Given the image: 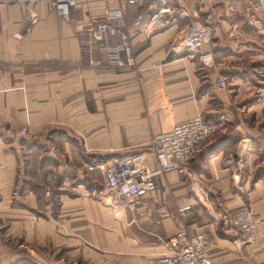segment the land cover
Instances as JSON below:
<instances>
[{"label": "crops", "instance_id": "1", "mask_svg": "<svg viewBox=\"0 0 264 264\" xmlns=\"http://www.w3.org/2000/svg\"><path fill=\"white\" fill-rule=\"evenodd\" d=\"M116 5L76 0L59 17L49 0L0 3V264L22 255L64 264L63 250L71 264H156L179 228L208 235L212 264H264V98L237 108L252 96L243 95L251 86L243 71H263L264 82V0H169L174 20L148 36L130 27L137 9L127 6L133 64L122 53L123 65H112L95 51L102 65L91 68L82 40ZM191 17L212 33L202 48L213 55L209 68L180 46ZM195 117L220 130L183 171L157 175L153 192L113 211L104 172L87 168L141 154L154 170L151 139ZM243 137L251 153L233 181L228 140ZM244 207L255 241L220 226V214Z\"/></svg>", "mask_w": 264, "mask_h": 264}, {"label": "built area", "instance_id": "2", "mask_svg": "<svg viewBox=\"0 0 264 264\" xmlns=\"http://www.w3.org/2000/svg\"><path fill=\"white\" fill-rule=\"evenodd\" d=\"M8 0H0V3ZM116 7L108 8L98 20L94 29L87 30L82 40L83 50L88 53V65L91 68L101 67L102 62L94 56V52L107 54L112 65L121 66V54L126 56L127 63L132 65L133 58L129 48V38L125 33L128 28L125 19L127 6L137 9L130 27L141 35H151L167 26L174 20L169 0H113ZM56 15L67 17L76 0H49ZM212 33L199 19H189L181 38L183 50L197 57L202 68L213 65L214 59L210 51H202L210 44ZM113 41L112 44H109ZM227 88L224 78L215 81V89L222 91ZM220 123L207 122L195 117L187 122L174 125L169 131L155 135L151 139V152L157 168L150 170L145 165L141 154L120 158L109 165H93L104 172L105 188L109 196L110 207L119 211L132 207L141 198L155 190L154 179L157 175L181 172L187 161L220 130ZM4 130V129H2ZM23 139H29L25 130L20 132ZM220 226L230 236L243 242L257 240L256 220L247 208L222 213L219 216ZM175 247L161 254L156 264H212L209 251L210 240L205 232L188 235L179 228L173 235Z\"/></svg>", "mask_w": 264, "mask_h": 264}, {"label": "rangeland", "instance_id": "3", "mask_svg": "<svg viewBox=\"0 0 264 264\" xmlns=\"http://www.w3.org/2000/svg\"><path fill=\"white\" fill-rule=\"evenodd\" d=\"M243 72L245 73L243 75V76H245V79L244 80H248L249 83H250V85H251L250 86V90L245 91L243 95L248 96L249 94H251L252 96L246 98L247 100H244L241 104H239L237 106V108L247 109L250 105H253L255 103H258L257 102L258 100L264 98V93H263V91H264V82L261 81V80H263V78L260 77V76L263 75L262 74L263 71H259V72H261V74L260 73L258 74V71H256L255 73L252 72V71H243ZM257 80L260 83H257L256 82ZM226 83H227V81H226ZM254 91H255V93H254ZM255 110H257V108ZM257 111H258L259 119L264 118V104ZM251 112H252V115L254 116V114H255L256 111H251ZM250 118H252V117H250ZM262 127H264V123H261L260 128H262ZM228 141H229L228 143L232 144V148L228 152V154L226 155V157L224 158L225 168L228 171V173H229V175H230V177H231V179L233 181L234 180L235 181H240L241 175H242V171L244 169V162H245L246 158L249 156V154L251 153L250 148L252 146V141L249 140L248 137H243V138L235 139V140L232 139V138H229ZM259 172H260V170H259ZM51 195H52V193L49 192L46 195V192H45V196L46 197H50ZM42 210L43 209H40L39 211H42ZM39 213L44 214L42 212H39ZM37 216H38V214H37ZM37 216H35V218ZM5 228H6L5 225L4 226L3 225H0V230L1 231H4ZM63 251L59 254V256L64 259V262L63 263L64 264H71L72 257H69V256H61L63 253L65 255L68 254V252H65L66 250L64 252ZM11 264H38V263L35 262L33 260V258H31L30 256H24V255H22L21 257H19V259L15 260ZM60 264H62V263H60Z\"/></svg>", "mask_w": 264, "mask_h": 264}]
</instances>
